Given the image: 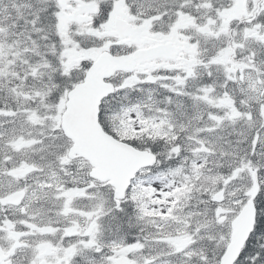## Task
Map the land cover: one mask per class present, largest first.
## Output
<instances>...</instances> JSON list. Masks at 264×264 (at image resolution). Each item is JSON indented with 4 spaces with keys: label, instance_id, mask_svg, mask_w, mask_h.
<instances>
[{
    "label": "snow or ice",
    "instance_id": "6c2138e0",
    "mask_svg": "<svg viewBox=\"0 0 264 264\" xmlns=\"http://www.w3.org/2000/svg\"><path fill=\"white\" fill-rule=\"evenodd\" d=\"M0 264H264V0H0Z\"/></svg>",
    "mask_w": 264,
    "mask_h": 264
}]
</instances>
